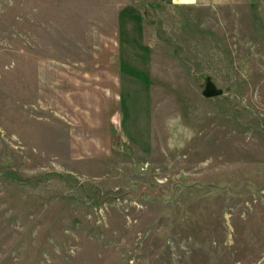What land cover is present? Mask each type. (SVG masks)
<instances>
[{"label": "rangeland", "instance_id": "1", "mask_svg": "<svg viewBox=\"0 0 264 264\" xmlns=\"http://www.w3.org/2000/svg\"><path fill=\"white\" fill-rule=\"evenodd\" d=\"M0 264H264V0H0Z\"/></svg>", "mask_w": 264, "mask_h": 264}, {"label": "water", "instance_id": "2", "mask_svg": "<svg viewBox=\"0 0 264 264\" xmlns=\"http://www.w3.org/2000/svg\"><path fill=\"white\" fill-rule=\"evenodd\" d=\"M198 77L203 80V88L201 90V94L205 97H212L220 95L223 92L221 87H217L213 82L211 75L205 72H201L198 74Z\"/></svg>", "mask_w": 264, "mask_h": 264}]
</instances>
